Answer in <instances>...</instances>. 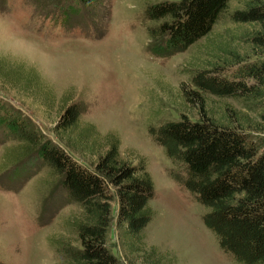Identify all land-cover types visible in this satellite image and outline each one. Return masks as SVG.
Returning a JSON list of instances; mask_svg holds the SVG:
<instances>
[{"label":"rangeland","instance_id":"1","mask_svg":"<svg viewBox=\"0 0 264 264\" xmlns=\"http://www.w3.org/2000/svg\"><path fill=\"white\" fill-rule=\"evenodd\" d=\"M158 1L0 0V264H60L54 239L78 246L65 224L76 205L63 202L47 168L31 154L18 163L7 159L19 149L17 131L10 128L15 118L62 146L53 123L66 100L79 105L80 123L114 134L119 156L142 163L148 173L151 214L141 250L154 247L160 254L157 264H240L203 225L207 208L184 188V168L165 155L148 128L182 114L198 118V105L182 98L194 70L220 66L230 58L228 50L253 57L242 41L251 26L229 18L245 0H228L210 31L185 49L155 53L148 35L153 22L145 8ZM13 71L34 80L27 86L23 80L12 83L7 73ZM203 99L204 115L214 122L235 110L247 125L264 123L258 118L264 104L210 94ZM18 166L26 172H15ZM115 207L113 200L107 246L121 264H141L146 254L123 248Z\"/></svg>","mask_w":264,"mask_h":264},{"label":"trees","instance_id":"2","mask_svg":"<svg viewBox=\"0 0 264 264\" xmlns=\"http://www.w3.org/2000/svg\"><path fill=\"white\" fill-rule=\"evenodd\" d=\"M78 1L91 5L97 0ZM227 1L162 0L148 5L145 15L153 22L148 29L155 41L152 51L190 46L210 31ZM229 18L251 26L242 41L250 46L253 57L228 50L230 58L222 59L220 66L194 70L188 80L191 86L182 88V98L198 105V118L182 114L178 120L149 126L148 132L168 158L181 163L182 185L207 208L201 220L218 247L240 264H264V123L247 125L235 110L222 122H214L203 111L204 94L264 104V0H245L243 8L233 10ZM9 73L12 83L23 80L25 86L34 78ZM63 102L53 123L62 146L15 118L10 128L17 131L19 149L7 159L18 163L31 154L47 168L63 202L76 205L65 224L78 246L62 237L54 239L60 264H121L106 243L111 202H116L115 221L125 252H139L142 230L151 214L147 200L152 182L142 163L131 164L119 156L114 134H99L92 124L80 123L77 102ZM259 114L264 122V106ZM22 168L15 172H26L28 165ZM141 251L147 255L140 257L141 264H157L160 254L154 247Z\"/></svg>","mask_w":264,"mask_h":264}]
</instances>
